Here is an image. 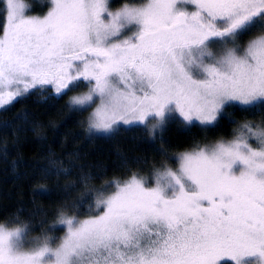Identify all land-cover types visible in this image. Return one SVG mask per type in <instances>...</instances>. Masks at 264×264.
<instances>
[{
  "label": "snow or ice",
  "instance_id": "1",
  "mask_svg": "<svg viewBox=\"0 0 264 264\" xmlns=\"http://www.w3.org/2000/svg\"><path fill=\"white\" fill-rule=\"evenodd\" d=\"M29 10L0 0V107L33 90L67 96L93 136L133 126L155 139L173 122L215 131L226 118L236 127L161 150L147 176L129 169L90 188L95 177L82 173L88 191L73 198L76 185H65L47 228L19 213L0 222V264H264V0H51L44 15ZM233 109L261 119L237 122ZM43 173L71 168L52 158Z\"/></svg>",
  "mask_w": 264,
  "mask_h": 264
},
{
  "label": "trees",
  "instance_id": "2",
  "mask_svg": "<svg viewBox=\"0 0 264 264\" xmlns=\"http://www.w3.org/2000/svg\"><path fill=\"white\" fill-rule=\"evenodd\" d=\"M109 2L119 8L141 0ZM67 100V96L61 99L46 90L33 91L0 110V222L19 213L22 220H32L37 225L46 221L47 228L55 222L65 185H76L71 192L73 198L88 191L80 182L82 173L95 177L89 182L90 188H100L113 178H123L129 169L142 171L147 176L153 165L158 166L163 159L161 150L176 154L189 149L194 142L230 138L236 127L226 118L215 131L182 127L173 122L164 127L162 136L158 132L155 139L144 129L133 126L122 127L112 135L93 136L82 124L84 113L69 112ZM231 111L237 122L261 119L259 115ZM52 158L62 161L63 167H70L71 175L45 179L43 169ZM42 188L48 195L39 194ZM39 231L37 227L33 234L38 235Z\"/></svg>",
  "mask_w": 264,
  "mask_h": 264
},
{
  "label": "rangeland",
  "instance_id": "3",
  "mask_svg": "<svg viewBox=\"0 0 264 264\" xmlns=\"http://www.w3.org/2000/svg\"><path fill=\"white\" fill-rule=\"evenodd\" d=\"M24 2L30 6L29 14H31V15H36V16H41V15H44V14L47 13V11H48V9H49V6H50V3H51V0H30V1H28V0H24ZM33 91H35V90H33ZM33 91H32V92H33ZM30 93H31V92H30ZM30 93H28V94H30ZM28 94H25V95L22 96V97H25V96H27ZM53 94H54V93H53ZM73 94H75V93H73ZM54 95H55V94H54ZM19 98H21V97H18L16 100H18ZM16 100H14L13 102H15ZM13 102H12V103H13ZM12 103H11V104H12ZM11 104H8V105H5V106H3V107H0V110H2V109H4V108L8 107V106L11 105ZM84 115H85V120H86V118H87V113H84ZM122 127H131V126H122Z\"/></svg>",
  "mask_w": 264,
  "mask_h": 264
}]
</instances>
